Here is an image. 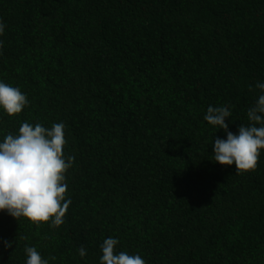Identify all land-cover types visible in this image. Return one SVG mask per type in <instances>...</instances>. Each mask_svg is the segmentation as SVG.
I'll return each instance as SVG.
<instances>
[{
	"label": "trees",
	"instance_id": "1",
	"mask_svg": "<svg viewBox=\"0 0 264 264\" xmlns=\"http://www.w3.org/2000/svg\"><path fill=\"white\" fill-rule=\"evenodd\" d=\"M0 20V82L29 101L0 108V143L23 122H63L75 157L61 226L0 211V264H26V246L100 264L109 237L146 264H264V149L236 175L214 162L227 136L203 118L226 105L230 131L249 124L264 0H0Z\"/></svg>",
	"mask_w": 264,
	"mask_h": 264
},
{
	"label": "clouds",
	"instance_id": "2",
	"mask_svg": "<svg viewBox=\"0 0 264 264\" xmlns=\"http://www.w3.org/2000/svg\"><path fill=\"white\" fill-rule=\"evenodd\" d=\"M5 24L0 20V35ZM0 41V47H2ZM258 95L247 111V126L240 124L238 134L229 130L226 118L232 113L229 106H209L204 120L209 125L223 129L227 139L215 137L213 144L214 162L220 165L235 164L236 175H244L257 166L260 150L264 149V82L255 84ZM252 91V87H249ZM28 98L19 88L0 82V108L11 118L28 106ZM66 125L53 123L45 127L37 122L34 125L23 122L18 133L5 135L0 143V211L19 220L26 218L40 227L51 220V227L57 228L65 221L71 200L66 198L68 190L66 171L71 169L74 156H66L64 148ZM61 202H63L61 206ZM13 242L4 241L5 248ZM119 240L109 237L100 245V264H146L140 255H129L125 251L114 254ZM26 264H49L42 260L36 248L24 249ZM86 249L81 246L80 257H85ZM55 260L56 257H51Z\"/></svg>",
	"mask_w": 264,
	"mask_h": 264
}]
</instances>
